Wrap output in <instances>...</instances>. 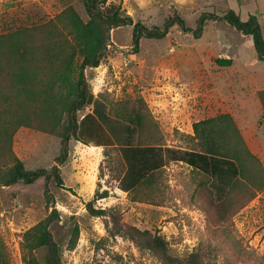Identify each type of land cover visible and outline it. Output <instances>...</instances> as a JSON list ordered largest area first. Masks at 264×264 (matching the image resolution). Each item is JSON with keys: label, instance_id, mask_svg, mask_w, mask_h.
Returning a JSON list of instances; mask_svg holds the SVG:
<instances>
[{"label": "rangeland", "instance_id": "374dc122", "mask_svg": "<svg viewBox=\"0 0 264 264\" xmlns=\"http://www.w3.org/2000/svg\"><path fill=\"white\" fill-rule=\"evenodd\" d=\"M107 1L120 3L148 27H162L174 15L196 28L203 12L222 15L232 9L241 19L255 14L264 39V0ZM68 3L87 20L81 0H0V35L49 18L66 31L60 12ZM34 37H40L38 31ZM107 48L98 66L85 68V77L111 116L137 125L136 143L197 148L192 123L228 113L257 160L239 165L222 200H216L207 174L179 161L158 170L151 185L125 192L117 186L124 168L117 147L93 151L88 146L94 145L71 139L60 166L63 187L44 177L0 186V264H22V231L52 205L63 217L73 216L80 229L75 247L62 251V264H164L130 238L126 229L132 226L161 235L168 253L178 258L196 252L204 264H264V61L250 36L225 20H208L199 37L175 24L162 38L142 36L134 48L132 26L126 25L111 29ZM219 57L232 62L221 66L215 61ZM6 69L0 62V72ZM10 88L0 81L2 112L22 103ZM60 140L56 133L20 126L12 149L26 169L48 168L60 152ZM46 185L51 202L45 199ZM96 191L106 194L94 198ZM88 202L102 212L93 215ZM45 253L44 248L35 252L41 264Z\"/></svg>", "mask_w": 264, "mask_h": 264}, {"label": "trees", "instance_id": "16d2710c", "mask_svg": "<svg viewBox=\"0 0 264 264\" xmlns=\"http://www.w3.org/2000/svg\"><path fill=\"white\" fill-rule=\"evenodd\" d=\"M81 1L87 20L81 18L72 3L66 4L60 12L66 20V31L58 30L55 19L49 18L34 28L0 35V62L7 66L0 72V81L22 97L19 105H11L3 112L0 107V186L17 182L31 184L44 177L46 182L53 180L56 186L63 187L60 166L67 158L69 141L74 139L86 145L119 149L124 168L117 177V186L125 192L151 185L158 170L179 161L207 174L216 200H222L239 175V165L247 159L257 160L230 114L219 113L192 123V138L197 148L138 144L135 142L137 125L110 115L105 101L92 93L85 68L98 66L107 55L113 28L132 26V44L137 48L142 36L162 38L175 24L199 37L208 20H225L238 32L250 36L257 58L264 61V39L257 16L249 14L241 19L234 10L228 9L222 15L203 12L196 28L188 27L179 15L169 17L162 27H148L140 20L134 21L120 3ZM35 31L40 34L38 39L34 37ZM215 61L221 66L232 62L231 58L224 57ZM87 107L90 110L85 111ZM20 126L36 127L61 137L60 152L50 167L26 169L14 153L12 138ZM105 194L106 191H96L94 198ZM44 195L46 201L51 202L52 194L47 185ZM88 206L93 215L102 212L94 210L91 202ZM126 230L131 239L155 253L164 264H204L196 252L185 258L170 255L161 235L133 226ZM79 232L73 216L63 217L52 205L43 219L22 231V264H41L35 254L40 248L46 250L43 264H62V251L75 247Z\"/></svg>", "mask_w": 264, "mask_h": 264}, {"label": "crops", "instance_id": "0c3cea01", "mask_svg": "<svg viewBox=\"0 0 264 264\" xmlns=\"http://www.w3.org/2000/svg\"><path fill=\"white\" fill-rule=\"evenodd\" d=\"M89 147L94 148L93 151L95 150V148H97V146H88V148H89Z\"/></svg>", "mask_w": 264, "mask_h": 264}, {"label": "bare ground", "instance_id": "6f19581e", "mask_svg": "<svg viewBox=\"0 0 264 264\" xmlns=\"http://www.w3.org/2000/svg\"><path fill=\"white\" fill-rule=\"evenodd\" d=\"M88 149H90V150H93L94 148H92V147H89Z\"/></svg>", "mask_w": 264, "mask_h": 264}]
</instances>
